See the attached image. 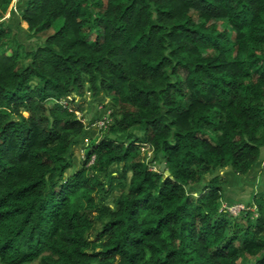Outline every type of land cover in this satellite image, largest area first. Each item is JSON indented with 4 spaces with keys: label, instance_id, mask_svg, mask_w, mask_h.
I'll return each instance as SVG.
<instances>
[{
    "label": "trees",
    "instance_id": "trees-1",
    "mask_svg": "<svg viewBox=\"0 0 264 264\" xmlns=\"http://www.w3.org/2000/svg\"><path fill=\"white\" fill-rule=\"evenodd\" d=\"M11 2L0 264H264V191L220 209L264 162V0ZM86 92L109 121L71 171Z\"/></svg>",
    "mask_w": 264,
    "mask_h": 264
},
{
    "label": "rangeland",
    "instance_id": "rangeland-1",
    "mask_svg": "<svg viewBox=\"0 0 264 264\" xmlns=\"http://www.w3.org/2000/svg\"><path fill=\"white\" fill-rule=\"evenodd\" d=\"M17 1L18 0H12L9 5L8 11L10 8L16 7V5L18 4ZM8 11L2 19L4 20L3 22L5 23V26H7L14 33L16 39L23 45V47L26 50H29L32 46L36 44V39L28 38V34L25 29L26 26L25 24L19 22V20L17 19L18 17H10L9 19L5 20V18L8 16ZM60 24L61 22H57L47 31L40 33L37 37L39 39H44L47 35L52 33ZM75 100L79 102L75 104H78L77 106L81 107L80 110H75V113L77 117L84 122L86 127L84 136H82L79 139L77 145L72 148L71 153L73 164L71 171L77 170L80 167V161L82 160L85 150L88 148L87 146L89 145V141L98 140L100 136L98 124L103 119V116L107 112V108L109 106V99L102 98L101 96L93 98L89 96L87 92L85 94H82L80 97H76ZM75 104L74 106H76ZM114 169L115 167L111 168L112 171H114ZM153 169L156 170L157 167L153 166ZM232 183H234V186H238L239 189L235 190L232 188L230 192L228 191L227 198L230 199L232 206L229 207L230 212H227L230 215L235 216V213L238 211L236 206L243 205L244 207L246 204H248L249 199L251 198L253 193L264 191V162L260 165L259 169L254 168V170L250 171L245 176L236 177V179L233 178Z\"/></svg>",
    "mask_w": 264,
    "mask_h": 264
},
{
    "label": "built area",
    "instance_id": "built-area-1",
    "mask_svg": "<svg viewBox=\"0 0 264 264\" xmlns=\"http://www.w3.org/2000/svg\"><path fill=\"white\" fill-rule=\"evenodd\" d=\"M71 98L70 97H68V100H70ZM75 100V99H74ZM62 104L63 105H66V103L65 102H62ZM108 113H109V111L107 110V112L104 114V116H103V119L99 122V124H98V130L99 129H102V128H104L105 127V125L108 123V121H109V119L106 117V115H108ZM96 123V122H95ZM235 205H237V204H235ZM232 205H228V204H226V203H224V204H222L221 205V208H222V210H225V211H229L230 210V208L229 207H231ZM237 207V209H238V211L235 213L236 215L239 213V212H241V211H243L245 208L243 207V205H240V206H236ZM230 212V211H229ZM234 216V215H233Z\"/></svg>",
    "mask_w": 264,
    "mask_h": 264
},
{
    "label": "water",
    "instance_id": "water-1",
    "mask_svg": "<svg viewBox=\"0 0 264 264\" xmlns=\"http://www.w3.org/2000/svg\"><path fill=\"white\" fill-rule=\"evenodd\" d=\"M160 171L163 172L164 171V174L165 175H168L167 171L164 170V164H160Z\"/></svg>",
    "mask_w": 264,
    "mask_h": 264
},
{
    "label": "clouds",
    "instance_id": "clouds-1",
    "mask_svg": "<svg viewBox=\"0 0 264 264\" xmlns=\"http://www.w3.org/2000/svg\"><path fill=\"white\" fill-rule=\"evenodd\" d=\"M72 97H74V99L76 98L75 96H74V94H72ZM83 124H84V122H83ZM84 126L86 127V125L84 124ZM222 209V208H221Z\"/></svg>",
    "mask_w": 264,
    "mask_h": 264
}]
</instances>
